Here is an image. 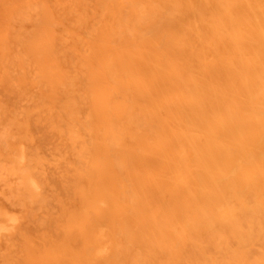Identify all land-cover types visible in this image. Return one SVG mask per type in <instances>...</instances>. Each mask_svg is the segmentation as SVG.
Listing matches in <instances>:
<instances>
[{
  "label": "bare ground",
  "instance_id": "1",
  "mask_svg": "<svg viewBox=\"0 0 264 264\" xmlns=\"http://www.w3.org/2000/svg\"><path fill=\"white\" fill-rule=\"evenodd\" d=\"M1 7L0 264H183L264 223V0Z\"/></svg>",
  "mask_w": 264,
  "mask_h": 264
},
{
  "label": "rangeland",
  "instance_id": "2",
  "mask_svg": "<svg viewBox=\"0 0 264 264\" xmlns=\"http://www.w3.org/2000/svg\"><path fill=\"white\" fill-rule=\"evenodd\" d=\"M0 15H7L3 7L0 8ZM4 21V20H1ZM246 204V205H245ZM253 205L252 200L246 198L238 208L234 210L240 213V217H248L252 214H259L258 208L250 207ZM250 207V208H249ZM246 209L249 213L246 214ZM235 211V214L239 216ZM219 223L227 221V218L218 217ZM253 220L254 218H243ZM246 222H241L240 228L245 234L239 235L238 231L234 229L233 233L228 236L224 241L218 242L214 238L205 239L202 242H196L189 239L188 243L183 242L181 250L183 252V264H212L209 256L217 257L218 264H264V238H251L248 237L249 230L252 227L263 228L264 223L256 222L249 225ZM134 227H132L133 229ZM231 229L230 224L214 229L215 232H229ZM246 236V237H244ZM192 243H196L199 248H193ZM171 242H169V247Z\"/></svg>",
  "mask_w": 264,
  "mask_h": 264
}]
</instances>
